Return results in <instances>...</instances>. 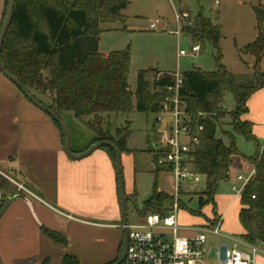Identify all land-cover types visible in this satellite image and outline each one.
<instances>
[{"label":"trees","instance_id":"16d2710c","mask_svg":"<svg viewBox=\"0 0 264 264\" xmlns=\"http://www.w3.org/2000/svg\"><path fill=\"white\" fill-rule=\"evenodd\" d=\"M13 1V20L1 52L2 64L7 72L43 105L33 92L47 96L51 103L45 106L65 125L64 118L72 115L75 121L96 134L85 151L98 142L108 141L121 153L129 152L127 144L132 135L131 122L127 121L126 128L116 129L115 134L103 131V126H109L113 116L128 117L133 110L146 115L162 113L170 96L169 89L175 87V81L170 73H159L162 76L157 79L158 74L152 70L139 71L136 90L132 92L128 83L130 49L108 55L100 53L101 25L124 23L128 0ZM253 10L258 38L246 46L241 54L256 58L253 69L256 83L250 86L239 84L235 75L222 65V28L200 11L194 29L187 30L186 34L191 36L194 44L201 45L202 52L206 44L213 46L216 50V69L211 73L196 68L184 72L179 98L192 118L193 131L197 125L204 127L194 154V167L204 176L206 184L205 191L198 199L201 208L212 205L216 215L215 196L220 184L229 180L234 157L246 158L254 166V176L240 200V222L245 230L241 239L254 245L264 244V146H258L256 156L248 158L238 151L234 140L227 146L217 138L224 95H233L237 108L243 109L244 114L247 112V100L264 88V73L258 69V63L264 57V7H253ZM6 12L7 0L3 22ZM237 135L255 141L252 126L248 122H244L243 128L237 130ZM103 150L115 164L113 151L109 148ZM9 187L10 183L0 178V190L7 191ZM170 201L169 197H164L161 204L157 205L158 210L151 213L164 215L167 212L165 204ZM6 202L2 200L1 209ZM197 216L202 217L203 214L199 212ZM45 233L53 241L68 245L62 235L47 230ZM123 248L124 239L117 261L122 257ZM63 264L79 263L75 258L66 256Z\"/></svg>","mask_w":264,"mask_h":264},{"label":"crops","instance_id":"0c3cea01","mask_svg":"<svg viewBox=\"0 0 264 264\" xmlns=\"http://www.w3.org/2000/svg\"><path fill=\"white\" fill-rule=\"evenodd\" d=\"M172 6L175 11V5ZM180 6L181 11L190 12L184 2ZM200 11L205 13L203 9L195 16L190 13L197 17ZM4 12L5 0H0V31ZM214 23L218 24V21ZM257 38V30L248 35L250 44ZM249 58L246 66L253 71L256 58L252 55ZM258 69L264 73V57L258 63ZM246 107L247 112L241 119L251 124L255 138L252 142L258 147L264 141V88L247 100ZM85 149L72 148V151L77 155ZM127 150L129 152L122 156L127 154L135 159L134 151ZM245 162L249 161L234 157L229 180L220 186L228 183L232 190L238 175H251L254 166L250 162L252 171L249 174L242 172L246 168ZM154 168L157 173L164 172L155 165ZM0 178H7L30 192L12 190L11 185L7 191L0 190V211L2 200L14 199L0 216L1 264H63L66 256L75 258L79 264H113L117 261L124 236L117 175L111 156L101 149L84 160L71 159L64 151V138L57 123L1 73ZM133 195L136 192L127 197ZM241 195L226 198L216 194V215L213 206L209 205L212 214H204L199 226L220 217L219 237L229 247L251 254L241 239L245 234L240 222ZM46 230L62 235L68 245L53 241L46 235ZM254 245L261 251L255 257V264H264V244ZM206 264L213 263L207 261Z\"/></svg>","mask_w":264,"mask_h":264},{"label":"rangeland","instance_id":"374dc122","mask_svg":"<svg viewBox=\"0 0 264 264\" xmlns=\"http://www.w3.org/2000/svg\"><path fill=\"white\" fill-rule=\"evenodd\" d=\"M217 0H183L184 5L195 16L200 9H203L207 16L222 28L220 40V50L222 54V65L226 70L235 75L236 80L243 86H250L256 83L254 71H251L246 63L249 55L241 54V51L250 44L249 33H253L257 27L256 15L253 7L263 6L264 0H218L220 5L215 6ZM129 5L124 11L126 20L124 23H105L101 25L103 33L100 36L99 51L103 54L119 52L130 49L131 67L128 83L132 92L136 90L137 73L144 70H152L157 73V79L166 72L191 71L194 68L203 72L211 73L216 69V50L211 44H206L204 51L197 58H177L179 49H188L189 42L182 40L178 47L177 40L168 33L146 31L149 23L153 19L160 18L166 25H175V11L168 0H128ZM180 0H173L177 10H181ZM36 97L45 105L51 101L47 96H40L33 92ZM222 118L218 120L217 136L229 146L234 140L238 151L245 157H255L257 146L254 142L248 141L240 135L237 130L243 128L241 115L243 109L237 108L233 95H224L221 105ZM161 114H140L135 110L128 116L113 117L110 124L103 126V131L112 134L118 128H126L127 121L131 122L132 135L128 140L127 148L135 153L133 156L124 154L122 156L123 178L126 195L136 192V195L129 196L128 203V224L141 221V217L158 210L164 197H169L171 201L165 204L169 208L172 202L173 177L166 172H155L154 159H156L164 146L167 128L172 125L171 114L166 112ZM71 135L73 150L87 148L96 138V134L86 128L83 124L74 120L72 115L64 118ZM159 144V145H158ZM157 145V146H155ZM155 146V147H154ZM261 148L264 141L260 142ZM149 152V153H148ZM129 156V157H128ZM131 158V161H129ZM246 168L242 170L244 174L252 171L249 162H245ZM246 176V175H245ZM12 187L18 189L17 185L5 178ZM204 184L202 185V187ZM156 190V191H155ZM155 191V192H154ZM198 195H182L180 200V211L178 221L184 230L183 237H192L194 232L190 230L197 227L204 220V214L211 215L210 206L201 208ZM231 190V184L223 183L217 191V195L226 198L235 196ZM201 212L202 217L197 216ZM194 213V214H193ZM196 213V214H195ZM201 226V225H200ZM123 229V228H122ZM207 261L214 263L217 260V253L222 245H228L222 237L212 234L207 235ZM230 246V245H228ZM222 254L225 247L221 249ZM123 264H126L125 262Z\"/></svg>","mask_w":264,"mask_h":264},{"label":"built area","instance_id":"2783aa9c","mask_svg":"<svg viewBox=\"0 0 264 264\" xmlns=\"http://www.w3.org/2000/svg\"><path fill=\"white\" fill-rule=\"evenodd\" d=\"M173 5V0H168ZM181 1V0H180ZM219 6V1L215 2ZM196 17L190 12L175 10V25H166L160 18L150 21L148 32H165L174 36L178 47L182 40L189 42L188 49H179L178 58H197L202 47L194 44L187 30L194 29ZM175 81V87L169 89V97L163 113H170L172 125L167 128L164 146L154 165L158 169L170 173L173 177L172 202L167 212L149 213L138 223L127 226L129 230L126 264H206L207 235L221 236L222 219L215 217L204 225L192 227V237L181 236L183 227L178 221L180 198L182 195H198L206 189L205 178L195 167V151L200 144V134L204 130L202 125L192 126V118L185 110V104L180 102L179 90L183 83V76L179 72L170 73ZM161 114V113H160ZM238 175L233 181L232 191L242 194L254 176ZM204 186L202 187V185ZM19 191L28 192L22 185H17ZM254 198V197H253ZM123 228V226H122ZM251 254L236 247L222 245L217 253V260L213 264H255L256 255L261 252L255 245L242 242ZM225 247L222 254L221 249ZM264 253V251H263Z\"/></svg>","mask_w":264,"mask_h":264},{"label":"water","instance_id":"95a60500","mask_svg":"<svg viewBox=\"0 0 264 264\" xmlns=\"http://www.w3.org/2000/svg\"><path fill=\"white\" fill-rule=\"evenodd\" d=\"M13 15H14V1L7 0V12H6V16H5L1 31H0V70H1V73L4 75L5 78H7L10 82H12L33 105H35L37 108H39L43 112L47 113L59 125L63 138H64V151L71 159L77 160V161L84 160L90 157L96 151H99L103 148H109L114 153L115 171L117 175V183H118L119 197H120V208H121V215H122L121 222L123 226V236H124V251H123L122 257L115 264H123L127 257L129 230L127 228L128 226V197L125 193V183H124V178H123V167H122V153L113 143L108 142V141H101V142H98L92 145L89 149H87L83 153L75 155L72 151L71 135H70V132L67 126L64 124V122L47 106L40 103L25 88V86L21 82H19V80H17L15 77H13L11 74L7 72V70L2 64L1 52H2V47H3L6 33L12 24ZM13 200L14 199L12 198L6 202V204L2 207L0 211V216H2L5 213V211L9 208ZM0 264H1V261H0Z\"/></svg>","mask_w":264,"mask_h":264},{"label":"flooded vegetation","instance_id":"af4514ba","mask_svg":"<svg viewBox=\"0 0 264 264\" xmlns=\"http://www.w3.org/2000/svg\"><path fill=\"white\" fill-rule=\"evenodd\" d=\"M123 251H124V248H123ZM122 254H123V252H122Z\"/></svg>","mask_w":264,"mask_h":264}]
</instances>
